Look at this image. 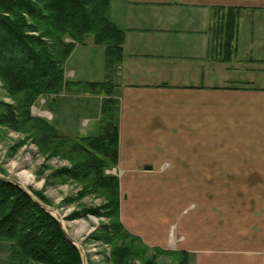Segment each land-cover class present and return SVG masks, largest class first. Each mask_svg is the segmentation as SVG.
Here are the masks:
<instances>
[{
	"label": "crops",
	"instance_id": "1",
	"mask_svg": "<svg viewBox=\"0 0 264 264\" xmlns=\"http://www.w3.org/2000/svg\"><path fill=\"white\" fill-rule=\"evenodd\" d=\"M216 7L240 8L227 60L211 49ZM106 16L123 32L111 77L122 177L264 178V0H110ZM104 63V47L88 37L72 49L64 77L105 80ZM75 91L52 99L92 103L95 112L81 115L82 130L98 133L103 95ZM47 112L66 133L68 112L56 106ZM257 239L253 250L260 241L264 246V238ZM256 253L250 259L220 251V263L210 256L219 264H264Z\"/></svg>",
	"mask_w": 264,
	"mask_h": 264
},
{
	"label": "trees",
	"instance_id": "2",
	"mask_svg": "<svg viewBox=\"0 0 264 264\" xmlns=\"http://www.w3.org/2000/svg\"><path fill=\"white\" fill-rule=\"evenodd\" d=\"M110 0H0V81L15 98V104L0 102V125L20 129L27 123L33 140L44 150L50 145L53 154L60 145H68L77 156L72 166L61 173L88 177L93 186L103 188L107 202L106 217L115 219L103 224L101 236L113 244L111 261L125 264L136 250L135 236L118 219V181L104 169L118 159L115 84L112 73L122 57L123 32L106 16ZM239 7L213 9L212 52L218 48L221 60L230 58L237 33ZM221 12V18L218 17ZM218 19V20H217ZM88 37L105 49L106 79L69 81L64 77V63L76 44ZM75 88L77 91L103 95L99 108V130L95 135L71 137L60 133L55 123L32 116L30 106L37 97H56ZM79 155V156H78ZM1 172V170H0ZM81 173V172H80ZM88 174V175H87ZM47 203L45 196L31 189ZM101 215L98 209H89ZM0 241L9 244V264H82L78 248L66 237L59 221L13 183L0 180ZM145 249V248H144ZM185 254V252H180ZM143 264H157L151 258ZM175 264H187L186 258Z\"/></svg>",
	"mask_w": 264,
	"mask_h": 264
},
{
	"label": "rangeland",
	"instance_id": "3",
	"mask_svg": "<svg viewBox=\"0 0 264 264\" xmlns=\"http://www.w3.org/2000/svg\"><path fill=\"white\" fill-rule=\"evenodd\" d=\"M18 97H11L0 81V102L15 104ZM85 100L64 97L54 103L51 95H41L30 106V113L58 128L54 116L50 118L46 111L63 107L68 112L64 134L95 135L96 130H82L81 115L95 112V106L84 104ZM33 139L27 123L16 130L0 125V174L19 181L32 195L34 189L45 196L47 203L33 195L51 210L80 249L84 264H114L112 245L120 241L115 239L110 245L101 237V226L115 220L102 215L107 202L104 189L93 186L88 177L84 179L82 170L74 175L77 177L60 172L70 168L69 159L77 156L68 145H60L59 153L53 154L51 144L43 150ZM116 164L106 167L104 173L118 181L120 223L138 238L135 253L125 264H143L151 258L157 264H175L184 256L187 264H219L220 251L232 257L239 251L250 259L253 252L264 257L262 241L259 250L252 249L258 248L257 238H264V178H123ZM90 208H99L101 215L91 213ZM0 251V264H9L8 242L0 241ZM210 255H217L219 263Z\"/></svg>",
	"mask_w": 264,
	"mask_h": 264
},
{
	"label": "water",
	"instance_id": "4",
	"mask_svg": "<svg viewBox=\"0 0 264 264\" xmlns=\"http://www.w3.org/2000/svg\"><path fill=\"white\" fill-rule=\"evenodd\" d=\"M0 180L7 181V182L13 183L14 185L18 186L24 192H26L38 205H40L43 209H45L46 211H48V212L51 213V210L46 205H44L43 203H41L37 198H35L19 181L15 180L13 178H10V177L1 175V174H0ZM63 231H64V229H63ZM64 233H65L66 237L76 246V244L74 243V241L67 235V233L65 231H64ZM78 250L81 253V251H80L79 248H78ZM80 255L82 256V254H80ZM81 258H82V264H84L83 256Z\"/></svg>",
	"mask_w": 264,
	"mask_h": 264
}]
</instances>
